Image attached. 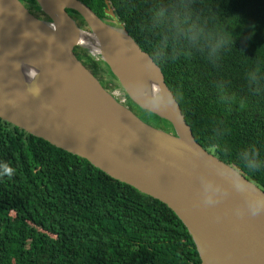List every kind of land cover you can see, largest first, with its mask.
<instances>
[{
	"label": "trees",
	"instance_id": "16d2710c",
	"mask_svg": "<svg viewBox=\"0 0 264 264\" xmlns=\"http://www.w3.org/2000/svg\"><path fill=\"white\" fill-rule=\"evenodd\" d=\"M20 1L42 13L35 0ZM81 1L113 24L104 0ZM174 2L109 0L117 22L150 56V10ZM193 7L230 34L231 46L215 64L198 52L155 63L196 140L264 191V167L250 171L239 157L255 145L264 162V92L253 94L247 84V73L264 74V0H193ZM66 11L85 25L75 10ZM74 52L95 76L119 88L101 59L78 46ZM218 82L237 97L236 104L219 103ZM240 99L246 107H239ZM145 112L172 131L167 120ZM221 122L226 132L213 142ZM0 162L14 169L12 177L0 178V264H201L186 227L166 204L1 119Z\"/></svg>",
	"mask_w": 264,
	"mask_h": 264
},
{
	"label": "water",
	"instance_id": "95a60500",
	"mask_svg": "<svg viewBox=\"0 0 264 264\" xmlns=\"http://www.w3.org/2000/svg\"><path fill=\"white\" fill-rule=\"evenodd\" d=\"M35 1L41 17L20 0H0V119L166 204L186 227L201 264H264V215L237 217L235 208L243 198L233 191L228 175H218V171L235 170L250 193L264 197V191L196 140L178 103L175 109L151 112L167 120L172 131L152 126L103 87L77 58L73 38L82 30L85 39L92 37L90 41L103 49L98 58L122 92L149 112L125 88L129 79L124 54L129 48L141 59V54L150 55L117 22L109 0H104V11L115 24L100 18L81 0ZM66 9L75 10L87 29ZM50 36L55 40L50 42ZM7 38L22 39L34 55L39 74L29 86L6 60L2 40ZM78 47L89 54L92 46ZM154 73L167 87L158 65ZM34 85L42 86V91L28 95L26 90ZM195 145L211 154L194 155ZM201 173L230 195L213 207L199 204Z\"/></svg>",
	"mask_w": 264,
	"mask_h": 264
},
{
	"label": "clouds",
	"instance_id": "9594fccd",
	"mask_svg": "<svg viewBox=\"0 0 264 264\" xmlns=\"http://www.w3.org/2000/svg\"><path fill=\"white\" fill-rule=\"evenodd\" d=\"M63 23V21H61ZM151 35L153 54L151 56L143 55V63L146 71L151 73L149 79L134 78L125 82V88L128 93L136 99L149 112H161L175 109L177 106V94L170 91L160 80L153 75L157 68L156 60L160 61H176L181 57L191 58L194 53H202L207 60L213 64L218 62L223 53L231 46L232 37L230 34L219 27L214 21L203 17L194 10L193 0H175L172 4H157L150 10V23L145 26ZM55 30V29H54ZM26 33H24V36ZM85 33L79 30L78 37H74V45L86 47L90 41L85 39ZM123 35V34H122ZM55 40V36H50L49 41ZM133 46L135 44L133 42ZM92 57L97 58L103 55V49L92 46L90 53ZM23 65L20 62H13L15 71ZM30 80H35L38 71L35 66L28 68L27 73ZM247 84L249 90L253 94L264 92V74L259 70L247 73ZM218 93V101L225 107H231L237 103V97L226 89L223 82L216 84ZM42 86L34 85L29 87L26 92L31 95H39ZM26 95L25 100L28 98ZM239 107H246V101L240 99ZM9 104L15 106L14 101ZM226 129L222 122L214 128V135L210 137L213 142L219 141L225 134ZM222 150L227 152L229 147L222 146ZM193 154L197 156H206L211 154L200 149L199 145L193 146ZM260 150L255 145H250L239 154L241 160L245 162V167L250 171H255L264 167V162L260 160ZM14 169L6 162H0V178L12 177ZM218 175H228L232 189L234 192L242 196V202L235 208V215L243 218L245 216L256 218L264 215V197L259 194L250 193L246 187V182L235 170H229L225 174L218 171ZM201 193L199 204L206 207L218 205L222 200L226 199L230 193L224 191L220 184L215 180L201 173ZM220 219V217H217Z\"/></svg>",
	"mask_w": 264,
	"mask_h": 264
},
{
	"label": "bare ground",
	"instance_id": "6f19581e",
	"mask_svg": "<svg viewBox=\"0 0 264 264\" xmlns=\"http://www.w3.org/2000/svg\"><path fill=\"white\" fill-rule=\"evenodd\" d=\"M90 39H93V38L90 37L87 40L90 41ZM24 44L25 43L23 42L22 39L21 41H19L17 39L11 40L7 38L5 40H2V49L4 51L6 60L8 64L10 65V67L12 68L15 75L18 76V78L24 85L29 86L32 80H30V78L28 77L26 73L29 67L35 66L36 68V62H35V58L32 52H30L25 47ZM89 45L95 46L91 41ZM17 61L23 65L19 69V71H15L13 68V62H17ZM124 67H125V73L128 79L141 78V77L145 79H149L152 75L151 73L145 70L143 59L138 57L135 54V52L129 48L126 49L125 54H124ZM153 75L155 76L154 72H153Z\"/></svg>",
	"mask_w": 264,
	"mask_h": 264
},
{
	"label": "rangeland",
	"instance_id": "374dc122",
	"mask_svg": "<svg viewBox=\"0 0 264 264\" xmlns=\"http://www.w3.org/2000/svg\"><path fill=\"white\" fill-rule=\"evenodd\" d=\"M40 15L42 16L43 14L42 13H39V17H40ZM38 16V15H37ZM110 22H112V19H110ZM119 23V22H118ZM113 24H115L114 22H113ZM81 28H83V29H87V25L85 26V25H83V24H78ZM105 83L109 86V88L107 89V90H110V91H112V92H114L115 94V96H116V98L119 100V101H122L125 105H126V98H125V94L122 92V90L120 89V88H118V87H116V86H112V85H110V84H108L107 83V80L105 79ZM130 109L140 118V119H142L143 121H145V122H147V123H149L150 125H152V126H155V127H159V124H158V122H157V120L154 118V117H152L151 115H149V114H147L146 112H145V110H143V109H141V108H139V107H137V106H135V105H132L131 107H130ZM151 113V112H150ZM171 131V130H170Z\"/></svg>",
	"mask_w": 264,
	"mask_h": 264
},
{
	"label": "flooded vegetation",
	"instance_id": "af4514ba",
	"mask_svg": "<svg viewBox=\"0 0 264 264\" xmlns=\"http://www.w3.org/2000/svg\"><path fill=\"white\" fill-rule=\"evenodd\" d=\"M30 11H32L35 15H38L39 16V11H36L35 9H29ZM41 17V15H40ZM74 20L76 21L77 24H80L81 25V21L78 17H74ZM105 20L109 21L110 22V19L108 17L104 18ZM96 77L98 78L99 82L102 84L103 87H105V78L104 77H101L99 74L96 75ZM126 105L130 108L129 104L126 103Z\"/></svg>",
	"mask_w": 264,
	"mask_h": 264
},
{
	"label": "built area",
	"instance_id": "2783aa9c",
	"mask_svg": "<svg viewBox=\"0 0 264 264\" xmlns=\"http://www.w3.org/2000/svg\"><path fill=\"white\" fill-rule=\"evenodd\" d=\"M93 58H94V57H93ZM94 59L98 60L99 58L97 57V58H94Z\"/></svg>",
	"mask_w": 264,
	"mask_h": 264
}]
</instances>
